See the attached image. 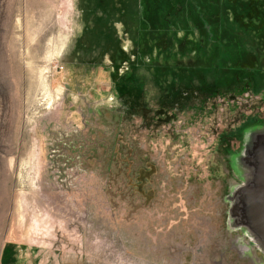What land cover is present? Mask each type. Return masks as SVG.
I'll use <instances>...</instances> for the list:
<instances>
[{"label": "rangeland", "instance_id": "obj_1", "mask_svg": "<svg viewBox=\"0 0 264 264\" xmlns=\"http://www.w3.org/2000/svg\"><path fill=\"white\" fill-rule=\"evenodd\" d=\"M148 7L0 0V264H264V1Z\"/></svg>", "mask_w": 264, "mask_h": 264}, {"label": "water", "instance_id": "obj_2", "mask_svg": "<svg viewBox=\"0 0 264 264\" xmlns=\"http://www.w3.org/2000/svg\"><path fill=\"white\" fill-rule=\"evenodd\" d=\"M263 141H264V134H263V137L260 138L259 143H262ZM258 148H259V144H258ZM258 155L259 154L257 153L256 155L257 158H258ZM257 158L255 159L254 164L250 166V168H255V166H257V163H256V161L258 160ZM262 162L258 164L261 166V169L259 171V178H260L259 190L254 193L251 199L252 202L249 208L248 217L252 222V227L258 233V235L261 236L262 240L264 241V162L263 163Z\"/></svg>", "mask_w": 264, "mask_h": 264}, {"label": "bare ground", "instance_id": "obj_3", "mask_svg": "<svg viewBox=\"0 0 264 264\" xmlns=\"http://www.w3.org/2000/svg\"><path fill=\"white\" fill-rule=\"evenodd\" d=\"M262 130H250L247 132L245 140L247 147L248 159H253V156L257 154V148L259 144L260 138L263 137ZM250 157V158H249ZM250 159V160H251ZM254 164V161H250V163L246 160V158L237 157L234 159V165L240 170L243 171L245 168L250 167Z\"/></svg>", "mask_w": 264, "mask_h": 264}, {"label": "trees", "instance_id": "obj_4", "mask_svg": "<svg viewBox=\"0 0 264 264\" xmlns=\"http://www.w3.org/2000/svg\"><path fill=\"white\" fill-rule=\"evenodd\" d=\"M149 1L150 0H140L141 6L143 7V9L144 8L146 9V11L143 10V14H146L147 13L148 16H149V13H151L150 10L148 9L149 8L148 7ZM224 1L225 0H219V5L223 6ZM260 1H261V3H263L264 0H257L258 3H260ZM150 6H151V4H150ZM141 15H142V11H141Z\"/></svg>", "mask_w": 264, "mask_h": 264}]
</instances>
